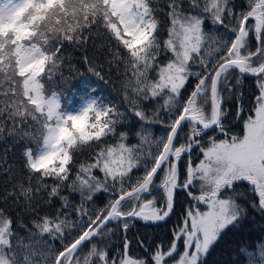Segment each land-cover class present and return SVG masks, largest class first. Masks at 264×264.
I'll list each match as a JSON object with an SVG mask.
<instances>
[{"label": "snow or ice", "instance_id": "1", "mask_svg": "<svg viewBox=\"0 0 264 264\" xmlns=\"http://www.w3.org/2000/svg\"><path fill=\"white\" fill-rule=\"evenodd\" d=\"M90 37L108 55L85 53L88 72L115 69L121 104L87 79L77 107L47 87L65 44ZM5 135L25 141L27 171L0 200L29 220L0 207V264H207L249 209L264 216V0H0ZM180 193L188 205L171 239L149 248L129 237L138 220L167 221ZM241 262L264 264V240L239 246Z\"/></svg>", "mask_w": 264, "mask_h": 264}, {"label": "trees", "instance_id": "2", "mask_svg": "<svg viewBox=\"0 0 264 264\" xmlns=\"http://www.w3.org/2000/svg\"><path fill=\"white\" fill-rule=\"evenodd\" d=\"M93 40H95V46L93 44ZM100 44L101 41L99 38L90 37L88 43L83 47L67 45L65 48V56L70 58L73 62V65H76L77 68L79 67L81 72H84V75L81 77V83H74L75 81L72 79L70 84H68L66 87V93L70 97L75 98L76 96L79 97L83 95L79 92L87 93L90 88H95V95L102 97L107 101H111L112 103L121 104L123 101L121 93V79L116 74V70L113 69L111 75H109L107 72V65H105L106 80H98L88 72L87 66L82 59L85 53H87L90 58L97 59L100 63H104L105 56L108 55V52L107 48H101ZM85 79L88 81L89 89H85L83 87L82 82ZM254 88L255 86L252 83V79L248 78L244 84V92L246 97L251 94ZM65 95L66 94L63 93V100L67 99V95ZM228 123L233 132L239 133L241 131L242 125H239L237 122L233 121L231 116L228 118ZM122 127L127 130L128 128L133 127V125H124ZM134 127L136 130H139L138 125H135ZM149 127H151L153 130V136H159L161 134L160 126L152 125ZM12 139L13 137L7 135H5L4 138H0L1 146H5L3 147L5 149L4 156H1L0 154V162H2L0 163V197H3L7 190H11L13 182L16 179L22 178V174L26 173L27 171L24 169L23 163H21V160H23L22 144L20 145L21 147H16L13 143L14 140ZM129 142L136 143L137 137L134 134L130 135ZM8 143L12 144L7 146ZM9 148L11 150L6 152V149ZM1 158L4 160H1ZM6 167L7 169H4ZM71 194V192L65 190V195H67L70 200L75 203H79V196L78 198L76 196L71 197ZM104 202L105 201L103 198L97 201V203L101 206ZM59 203V201H56L55 206L58 207ZM187 205L188 198L185 194L180 193L175 202L174 212L167 221L161 222L159 224H153L144 223L143 221L138 220L128 233L129 237L143 238L145 244L148 245L149 248L153 247L154 244L159 241L167 242L169 239H171V230L173 226L179 222V219ZM0 207L4 208L14 220L17 217V213H21V217L25 222H28L29 220V214L23 212L20 206L12 203L11 198H9L7 203H5L3 200H0ZM48 210L50 209L47 205H43L41 207V211ZM249 211L251 214L243 223V225L239 229L228 232L215 246L214 250L210 252L209 256L207 257V264H233V262L237 260L239 246L248 245L254 248L258 241L264 240V216L252 209H249ZM258 227H260V232L257 233ZM21 232H23V229H21ZM114 243L118 244L119 239L117 238ZM132 251L140 256L147 255V253H145L142 248H139L136 245H133Z\"/></svg>", "mask_w": 264, "mask_h": 264}, {"label": "rangeland", "instance_id": "3", "mask_svg": "<svg viewBox=\"0 0 264 264\" xmlns=\"http://www.w3.org/2000/svg\"><path fill=\"white\" fill-rule=\"evenodd\" d=\"M67 45H69V44L66 43L65 44V48L67 47ZM69 65H71V66H69ZM60 73H63V78H61ZM81 73L84 75V72H81L80 68L79 67L77 68L76 65H73V62L71 61V59L66 57V59L64 61V64L61 66L59 72H57L54 75V77H53V79L51 81H47L46 82L47 87L49 89H51V90L59 92L61 94V96H62V102L64 104H67L68 101H71L72 107H77L81 103V99H80L81 96H84L87 93L79 92L80 94H83V95H81L79 97L76 96L75 98H73V97H70L66 93L67 92V90H66L67 88L66 87L68 86V84H70L72 79L75 81L74 83H77V84L81 83V77L83 76V75H80ZM61 88H63V89H61ZM63 93H65L67 95V99H65V100H63ZM12 140H14V139H12ZM0 142H1V140H0ZM13 143L15 144L16 147L20 146L22 144V150H23L25 141L14 140ZM10 144H12V143H8L7 146H9ZM3 147H5V146L4 145L1 146V143H0V150H1L0 154H1V156H4V154H5V149ZM33 147H35V145H33ZM22 159H23V151H22ZM1 160H4V159L1 158ZM21 163H23V160H21ZM4 169H7V167L4 168ZM73 196H76L78 198L79 195L77 193H72L71 197H73ZM79 199H80V197H79ZM258 232H260V227H258L257 233Z\"/></svg>", "mask_w": 264, "mask_h": 264}]
</instances>
